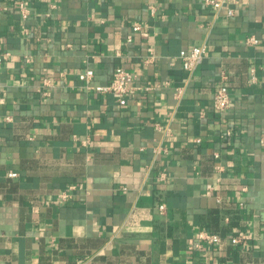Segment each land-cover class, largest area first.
I'll list each match as a JSON object with an SVG mask.
<instances>
[{
	"label": "crops",
	"instance_id": "crops-1",
	"mask_svg": "<svg viewBox=\"0 0 264 264\" xmlns=\"http://www.w3.org/2000/svg\"><path fill=\"white\" fill-rule=\"evenodd\" d=\"M0 52V264H264V0H0Z\"/></svg>",
	"mask_w": 264,
	"mask_h": 264
},
{
	"label": "built area",
	"instance_id": "built-area-1",
	"mask_svg": "<svg viewBox=\"0 0 264 264\" xmlns=\"http://www.w3.org/2000/svg\"><path fill=\"white\" fill-rule=\"evenodd\" d=\"M225 0H204V3L218 10L222 7L223 2ZM19 13L22 19H26L28 17V9L24 3H19ZM151 14H153V9L151 8ZM229 15H232V11H228ZM134 30H138L139 25H134ZM130 40V39H128ZM247 43L256 44L257 40L253 36H249L247 38ZM207 51V47L205 44H201L199 46H194L189 50H182L179 52L178 58L181 61L182 69L186 72H193L203 61L205 54ZM8 56V53L0 52V63ZM93 78V71L91 69H86L84 72L78 75L79 81L84 84V87L88 90H94L99 93H110L113 95H117L122 102L123 97L130 91L131 83L133 82V75L125 70L122 67L115 68L110 81L104 86H92L91 80ZM249 81L251 83L256 82V72L255 69H250L249 72ZM213 108L219 114H224L230 108V97L229 91L226 85L220 84L215 90L213 96ZM232 136V132L230 130H226L223 133V138H230ZM215 158L218 157L217 153H215ZM9 177H15V173H9ZM74 187L71 186L70 189ZM210 190L212 187L210 185L207 186ZM60 197L62 199H66V194H61ZM160 210L164 209L163 205L159 206ZM249 235L247 234H234L229 235L227 237H222L218 233H213L210 231H201L197 234L196 240L194 244L190 247V249L205 251L208 248L212 250H219L225 244H228L232 247H238L242 245L246 240L249 239Z\"/></svg>",
	"mask_w": 264,
	"mask_h": 264
},
{
	"label": "trees",
	"instance_id": "trees-1",
	"mask_svg": "<svg viewBox=\"0 0 264 264\" xmlns=\"http://www.w3.org/2000/svg\"><path fill=\"white\" fill-rule=\"evenodd\" d=\"M213 233H215V232H213Z\"/></svg>",
	"mask_w": 264,
	"mask_h": 264
}]
</instances>
